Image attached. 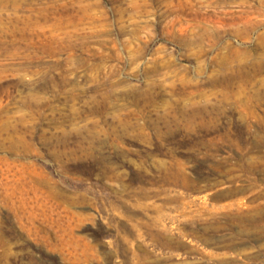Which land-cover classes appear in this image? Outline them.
I'll return each instance as SVG.
<instances>
[{
  "label": "rangeland",
  "instance_id": "374dc122",
  "mask_svg": "<svg viewBox=\"0 0 264 264\" xmlns=\"http://www.w3.org/2000/svg\"><path fill=\"white\" fill-rule=\"evenodd\" d=\"M0 264H264V0H0Z\"/></svg>",
  "mask_w": 264,
  "mask_h": 264
}]
</instances>
